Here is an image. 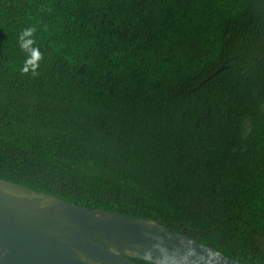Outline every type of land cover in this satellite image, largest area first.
Listing matches in <instances>:
<instances>
[{
  "label": "trees",
  "instance_id": "1",
  "mask_svg": "<svg viewBox=\"0 0 264 264\" xmlns=\"http://www.w3.org/2000/svg\"><path fill=\"white\" fill-rule=\"evenodd\" d=\"M0 178L264 264V0H0Z\"/></svg>",
  "mask_w": 264,
  "mask_h": 264
},
{
  "label": "water",
  "instance_id": "2",
  "mask_svg": "<svg viewBox=\"0 0 264 264\" xmlns=\"http://www.w3.org/2000/svg\"><path fill=\"white\" fill-rule=\"evenodd\" d=\"M132 258L250 264L157 219L90 208L0 178V264H138Z\"/></svg>",
  "mask_w": 264,
  "mask_h": 264
}]
</instances>
